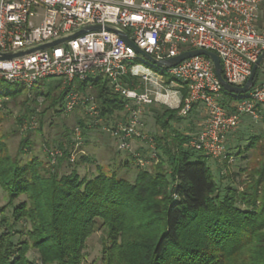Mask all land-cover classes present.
<instances>
[{"label":"trees","instance_id":"16d2710c","mask_svg":"<svg viewBox=\"0 0 264 264\" xmlns=\"http://www.w3.org/2000/svg\"><path fill=\"white\" fill-rule=\"evenodd\" d=\"M124 82L133 87L129 76ZM6 85L14 90L6 91ZM24 90L35 91L46 104L44 112L57 115L71 90L93 97L97 115L89 118L95 121L107 124L124 111L121 96L101 75L64 85L59 80L47 90L38 83L27 88L0 81V98L16 100ZM180 92L187 96L186 89ZM26 96L23 107L35 102ZM178 110L156 112L155 159L146 166L127 154L107 170L97 164L91 176H80L78 168L92 163V154L70 160L78 150L75 139L59 144L62 156L54 166L33 154L25 139L12 153L0 132V189L6 207L12 206L9 216L5 206L0 210V264H84L86 241L97 230L105 234L100 264H264L263 137L249 138L237 153L247 159L245 168L226 173L220 180L230 184L221 187L209 157L190 150L189 137L173 128L182 122ZM77 124L85 134V121ZM250 150L255 153L246 157ZM63 162L70 170L62 174ZM29 252H36L38 261Z\"/></svg>","mask_w":264,"mask_h":264},{"label":"built area","instance_id":"2783aa9c","mask_svg":"<svg viewBox=\"0 0 264 264\" xmlns=\"http://www.w3.org/2000/svg\"><path fill=\"white\" fill-rule=\"evenodd\" d=\"M262 2L0 0V54L37 47L87 27H101L100 31L76 36L47 49L0 60V81L28 88L47 78H57L64 85L76 79L105 77L121 96L126 111L124 120L108 129L121 151L129 150L130 142L142 134L139 132L142 106L162 104L179 108L178 115L185 117L194 105L201 104L206 121L189 147L219 163L226 156L227 135L240 119L243 116L254 121L263 119L264 83L233 100V106L227 110L220 100L223 90L209 58L195 56L164 69L171 78L167 85L163 78L133 64L136 60L148 62L117 33L103 28L110 25L121 29L136 48L159 61L193 49L211 51L219 58L226 83L242 87L264 52V31L257 28ZM133 75L139 76L140 82L129 87L124 80ZM171 84L178 91L168 90ZM181 89L187 90L185 98L179 93ZM77 100V92L71 90L64 111L70 112ZM85 105L91 116L97 115L93 97H88ZM75 135L78 148L81 143L78 128Z\"/></svg>","mask_w":264,"mask_h":264},{"label":"rangeland","instance_id":"374dc122","mask_svg":"<svg viewBox=\"0 0 264 264\" xmlns=\"http://www.w3.org/2000/svg\"><path fill=\"white\" fill-rule=\"evenodd\" d=\"M135 65H139L141 68L147 69L150 73L154 74L157 78H163L165 84L168 85L167 81L171 80L169 75L164 69L153 67L150 64H144L136 60L133 62ZM264 65V60L263 63ZM104 79V78H103ZM130 80L133 82V86L139 84V76H130ZM264 80L263 74L259 73L257 76L256 84ZM59 80L57 78H47L38 83V88L42 90H47L49 87H54ZM170 91H178L175 84H171L168 87ZM6 91L14 90L13 85H6L4 87ZM181 94V92L179 91ZM27 95V96H26ZM29 97L30 99H35V102H29L27 107H23L22 103L24 97ZM87 94H83L77 91V103L73 106L70 112H63L60 115L55 114L53 111L45 110V102L39 96L36 98L35 91L24 90L19 94L16 100H12L10 97L2 96L0 98V132L5 136L8 147L13 153L18 148L19 143L22 139H25L30 143L33 154L37 155L39 159L45 163H51L56 166L59 163V159L62 156V149L58 146L61 143L62 146L67 145L68 139H75V129L78 128L81 143L78 146L77 152L70 156V160L76 159L80 155L89 156L92 154V163L80 165L78 168L80 176H91L94 174L96 165H102L105 170L115 167L118 165L120 160L125 159L127 154H131L136 157L139 161L143 162V165H147L148 161L155 159L154 155V139L153 136L157 133L158 129L155 125L154 117L156 112L163 110V108H168L162 104H155L151 106H142L140 114V127L139 132L142 133L139 137L134 138L130 142V149L126 151L119 150L117 142L110 136L108 129L117 123L124 120L126 115L125 107L122 113H117L113 119L107 122L103 120L95 121L94 118H89L90 114L86 111V99ZM92 96H94L92 94ZM202 107V105L200 104ZM168 109H178L175 107ZM192 109L187 116L182 117V122L173 123V128L175 130L181 131L184 136L189 137L188 148L191 140L195 135L203 128V126L198 125L195 119L198 116V111ZM34 110L28 117L27 112ZM195 110V111H194ZM179 111V110H178ZM200 114V113H199ZM92 117V116H91ZM22 118L21 122L20 119ZM84 120L86 127L85 134H83L82 129L77 124L78 121ZM245 134H238L234 136L235 139L241 140L240 146H234L232 141L226 143V156L222 162L209 161V166L212 168L213 173L217 178V182L221 181V187L226 184H230L227 179L220 180L224 177L226 173H239L240 169L245 168L247 159H243V155H238L240 150H242L250 142V134H248V129H243ZM68 135V138H66ZM236 135V134H235ZM233 138V139H234ZM238 144V145H239ZM264 144V139H263ZM245 145V146H242ZM241 147V148H239ZM187 148V149H188ZM252 150L245 153L246 157L252 155ZM73 155V156H72ZM147 163V164H146ZM226 163V167H224ZM141 166V164H139ZM60 172L67 173L70 170L65 162L61 166ZM244 179V176H242ZM239 177H235V183L237 184ZM23 200L20 197L14 202L13 205H17ZM7 204V197L4 192L0 189V210ZM12 206H7L4 211V215H8L11 212ZM2 213L0 212V219ZM22 226L21 223L17 225L18 228ZM24 226V225H23ZM3 229L0 222V231ZM105 234L102 230H97L87 241L85 245L84 253V264H100V255L102 249V242L104 240ZM28 257L33 261H38V254L36 252H29Z\"/></svg>","mask_w":264,"mask_h":264},{"label":"water","instance_id":"95a60500","mask_svg":"<svg viewBox=\"0 0 264 264\" xmlns=\"http://www.w3.org/2000/svg\"><path fill=\"white\" fill-rule=\"evenodd\" d=\"M103 29L117 33L128 45L132 46L134 48V50L136 51V53L141 55L148 62V64H150L154 67L160 68V69H167V68L175 67L176 65H178L183 60H186V59H189V58H192L195 56L201 55V56H205V57L209 58L213 63V70H214V74H215L217 81L221 85L222 90L229 95L240 96V95L246 94L254 86V84L257 80V75L259 73V69L261 67L262 61L264 60V52H263L258 57L257 61L253 64L250 76L248 77L246 83L242 87H234V86H231L228 83H226V81L223 79L222 73H221V64H220L219 58L215 53H213L211 51H206L203 49H193V50H188V51L182 52L179 55H177L173 58H170L168 60L159 61V60H156L149 55L144 54L141 50L136 48L134 46V44L128 39L126 33L124 31H122L121 29L114 27V26H110V25L104 26ZM100 30H101L100 26L87 27V28L81 29L77 32H74L70 35L55 39L51 42L45 43V44L37 46V47H33L30 49H26V50H21V51L14 52V53L0 54V60H10L13 58H17V57H20V56H23L25 54H29V53H32V52H35L38 50L47 49L51 46L60 44L64 41H67V40L74 38L76 36L83 35V34L88 33V32L100 31Z\"/></svg>","mask_w":264,"mask_h":264},{"label":"crops","instance_id":"0c3cea01","mask_svg":"<svg viewBox=\"0 0 264 264\" xmlns=\"http://www.w3.org/2000/svg\"><path fill=\"white\" fill-rule=\"evenodd\" d=\"M257 28L261 31H264V0L261 3L260 8H259V19L257 21ZM262 63H263V61H262ZM259 73L263 74V76H264V65L263 64H261V67L259 69ZM262 83H264V80L260 81L258 84H262ZM220 100H221L224 108L227 110L233 106V104H232L233 101H231V99L229 97H227L223 94L220 95ZM193 107H194V109L197 108L196 110L198 111V116L195 119V121L198 123V125L204 126L206 118H205L202 107L200 105H197V104L194 105ZM243 129H248L247 133L250 134L249 138H251L253 136H260V137H263V139H264V116H263V119L260 121H254L250 117L243 116L240 119L237 127L233 131L228 133L227 138H226V143H228L229 141H232V144L234 146H240L239 143L241 140L235 139L234 136H237L239 133L245 134ZM242 146H245V145H242ZM239 148H241V147H239Z\"/></svg>","mask_w":264,"mask_h":264}]
</instances>
